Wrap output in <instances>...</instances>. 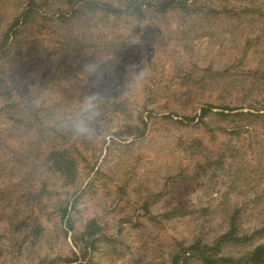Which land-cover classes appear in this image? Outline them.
I'll use <instances>...</instances> for the list:
<instances>
[{
	"label": "rangeland",
	"instance_id": "rangeland-1",
	"mask_svg": "<svg viewBox=\"0 0 264 264\" xmlns=\"http://www.w3.org/2000/svg\"><path fill=\"white\" fill-rule=\"evenodd\" d=\"M229 231L216 255L264 244V0H0V264H172Z\"/></svg>",
	"mask_w": 264,
	"mask_h": 264
},
{
	"label": "trees",
	"instance_id": "trees-1",
	"mask_svg": "<svg viewBox=\"0 0 264 264\" xmlns=\"http://www.w3.org/2000/svg\"><path fill=\"white\" fill-rule=\"evenodd\" d=\"M214 107L208 105L203 106L199 115H197L198 119L203 118L210 109ZM226 109V108H223ZM235 109V108H231ZM240 114H243L241 112ZM196 117V118H197ZM185 121H192L194 117H182ZM60 170H64L62 166L59 168ZM234 232L229 231L228 233L222 234L217 242L214 245H207V244H197L193 243L188 246V251L190 252L186 255L187 249L181 251V254H174L172 257V264H188L190 258H197L200 259L205 264H264V244L256 246L247 256L234 259L228 256H220L216 255V252L219 250V245L224 243L228 240L237 241L242 240L244 241L245 237H239L233 234Z\"/></svg>",
	"mask_w": 264,
	"mask_h": 264
},
{
	"label": "clouds",
	"instance_id": "clouds-1",
	"mask_svg": "<svg viewBox=\"0 0 264 264\" xmlns=\"http://www.w3.org/2000/svg\"><path fill=\"white\" fill-rule=\"evenodd\" d=\"M97 106L94 102H87L82 105L79 113L75 116V118L69 117L70 130L78 135L83 137H91L95 134L94 123L99 113L96 110Z\"/></svg>",
	"mask_w": 264,
	"mask_h": 264
}]
</instances>
